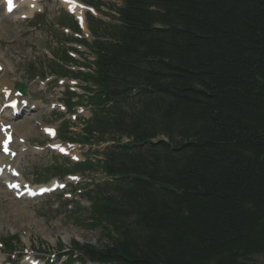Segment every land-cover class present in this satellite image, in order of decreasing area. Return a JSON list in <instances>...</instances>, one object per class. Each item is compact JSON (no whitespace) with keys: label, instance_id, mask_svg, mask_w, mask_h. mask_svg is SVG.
<instances>
[{"label":"trees","instance_id":"obj_1","mask_svg":"<svg viewBox=\"0 0 264 264\" xmlns=\"http://www.w3.org/2000/svg\"><path fill=\"white\" fill-rule=\"evenodd\" d=\"M122 2L119 23L103 27L110 40L97 44L94 80L126 100L103 129L132 143L107 156L105 170L120 180L92 196L106 242L83 255L95 264H257L264 0Z\"/></svg>","mask_w":264,"mask_h":264},{"label":"rangeland","instance_id":"obj_2","mask_svg":"<svg viewBox=\"0 0 264 264\" xmlns=\"http://www.w3.org/2000/svg\"><path fill=\"white\" fill-rule=\"evenodd\" d=\"M43 16L42 21L38 20L39 16L34 13L33 19L21 20L18 17V13L13 14L11 17L3 15L0 10V63L4 66L11 77H6V83H14L18 81L28 82L30 78H33V69L38 68V74L46 75L49 68H52V60L47 55L49 51L58 52L61 48L60 32L62 29L56 24L59 22L58 16H60L64 10V5L60 3V0H48L42 2ZM95 16H99L97 13ZM6 17L8 19H6ZM20 20V21H19ZM52 21L53 27L47 24V21ZM22 21V22H21ZM36 23H39L36 25ZM6 27V28H4ZM52 28V34L50 32ZM24 32V33H23ZM62 33V32H61ZM65 38V36H64ZM44 51H47L44 53ZM49 61V62H47ZM6 71V72H7ZM4 74L1 73V76ZM8 75V74H7ZM55 86L47 87L45 91L46 98L52 97L53 101L64 99L62 91L65 90L66 80L64 83L59 84L58 80H55ZM29 88L35 91L34 96L39 98L40 95L36 91L39 88V84L36 80L29 82ZM54 111H58V108H53ZM51 113H45L43 119H39L43 125L48 127L41 132L40 126L28 125L32 129L31 136H24L21 130L14 132L15 144L18 145V149H21L22 145L16 141V135L20 137L22 143L25 142V147L44 146L50 127H54L57 133L60 131V126L64 120L69 121V116L64 115L62 119L51 117ZM35 124V123H32ZM75 131H78L75 128ZM44 135H43V134ZM58 139V138H57ZM82 147L76 146V153L81 158ZM28 151L27 153H29ZM26 153V152H25ZM42 158L32 160V158L24 157L25 165L22 166L26 180L34 182L32 175L38 171V169L49 163V175L56 176L57 174L51 170L52 164H59L60 158L58 155L46 153V149L41 153ZM99 175H96L98 177ZM50 178V177H48ZM48 178H43L47 180ZM56 178V177H53ZM59 179V178H58ZM62 182H66L65 177L61 178ZM81 183L86 180L81 177ZM68 188V187H67ZM56 192L51 195H43L40 198L31 199H15L13 195L6 194L2 188H0V214L2 212V219L0 220V240L4 237L11 235H17L20 239V246L22 250H18V253L23 255L24 247H36L39 248L37 256H41L43 252L51 253L56 252L57 242L61 243L64 247H68L72 241H77L79 244L88 243L95 247H102L106 239L102 236L99 237L98 231L88 232L82 229L72 219H69L67 213L69 209L63 204L64 201L55 197ZM78 201L81 202L80 199ZM23 203V204H20ZM82 204L87 206L84 201ZM20 206V207H19ZM26 208L25 211H19V208ZM7 255L4 254L3 249L0 253V261L6 262ZM13 258V256H12ZM257 264H264V253L255 257ZM7 264V263H5Z\"/></svg>","mask_w":264,"mask_h":264},{"label":"bare ground","instance_id":"obj_3","mask_svg":"<svg viewBox=\"0 0 264 264\" xmlns=\"http://www.w3.org/2000/svg\"><path fill=\"white\" fill-rule=\"evenodd\" d=\"M21 1L23 2V5L27 8V12H24L23 14H28V15L33 12L32 11L33 9H36V8L39 7V2H40V0H21ZM1 6L5 7L7 10L9 9L8 8V4H6L4 1H2ZM13 7H15V1L12 2V8ZM71 9L73 10V13H75L76 15H81V11H80V9L78 7H75L74 5H71ZM4 28H6V27H4ZM3 88H6L7 90H9V86H6V87L3 86ZM12 91H14V90H12ZM13 125H14V123H13ZM12 129H15V128H12ZM15 130L17 132H18V130L19 131L21 130V132H23V134L25 136H28V137L31 136V134H32V129H30V127L26 124L25 121H18L17 122V129H15ZM0 140H1V136H0ZM11 148H12V145L10 144V142H8V144H7V152H8V154H1L0 158H1V156L4 157L5 155L10 156L9 152L12 151ZM1 149H3L5 151L4 142L0 141V151H1ZM20 204H23V203H20ZM25 210H26V208H24V207L19 208L20 212L21 211H25ZM1 219H2V212L0 214V220Z\"/></svg>","mask_w":264,"mask_h":264},{"label":"snow or ice","instance_id":"obj_4","mask_svg":"<svg viewBox=\"0 0 264 264\" xmlns=\"http://www.w3.org/2000/svg\"><path fill=\"white\" fill-rule=\"evenodd\" d=\"M67 3L72 4L73 0H66ZM9 11L12 10V0H7ZM15 105H13L14 107ZM10 126H0V130H3L7 136V139L4 141L5 151L7 152V144L10 141V133L8 132V128Z\"/></svg>","mask_w":264,"mask_h":264}]
</instances>
